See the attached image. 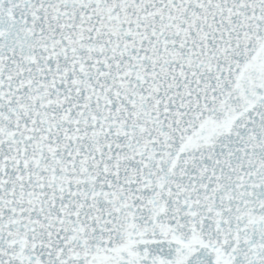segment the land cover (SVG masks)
Listing matches in <instances>:
<instances>
[{"label":"snow or ice","instance_id":"6c2138e0","mask_svg":"<svg viewBox=\"0 0 264 264\" xmlns=\"http://www.w3.org/2000/svg\"><path fill=\"white\" fill-rule=\"evenodd\" d=\"M0 264H264V0H0Z\"/></svg>","mask_w":264,"mask_h":264}]
</instances>
